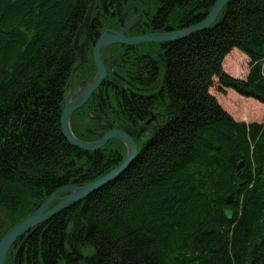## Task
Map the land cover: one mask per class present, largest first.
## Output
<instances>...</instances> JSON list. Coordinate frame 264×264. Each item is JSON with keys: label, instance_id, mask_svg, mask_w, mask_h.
Here are the masks:
<instances>
[{"label": "trees", "instance_id": "16d2710c", "mask_svg": "<svg viewBox=\"0 0 264 264\" xmlns=\"http://www.w3.org/2000/svg\"><path fill=\"white\" fill-rule=\"evenodd\" d=\"M133 1L146 9L142 0H96L88 32L116 29ZM215 1L173 8L183 10L184 28L202 21ZM91 2L0 0V238L57 189L92 182L123 160L118 140L86 152L61 131L73 41ZM170 44L155 102L162 120L135 160L18 239L6 264H264V120L237 121L210 93L231 89L264 104V0H228L211 27ZM234 48L249 59L245 78L222 68ZM137 97L123 101L125 117L135 113ZM260 112L245 108L241 116ZM70 126L87 142L112 129L88 117L71 116ZM117 128L133 135L127 125ZM233 185L237 199L226 203ZM225 209L234 213L230 220Z\"/></svg>", "mask_w": 264, "mask_h": 264}, {"label": "flooded vegetation", "instance_id": "af4514ba", "mask_svg": "<svg viewBox=\"0 0 264 264\" xmlns=\"http://www.w3.org/2000/svg\"><path fill=\"white\" fill-rule=\"evenodd\" d=\"M142 1L146 9L140 2L133 1L141 5L142 14L138 22L125 32V36L131 38L183 28V10L173 8L181 5L183 0H178V2L176 0ZM122 11L123 9L120 14ZM131 12L133 17L135 10L130 9L125 18L120 19L116 29L103 32L109 34L117 31L120 25L126 24L132 18L127 19ZM103 32L92 36L88 28L82 31L77 46H84L86 56L79 67L73 71L80 63L78 50L74 49L77 58L71 71L69 88L65 97L69 92V96L74 99L83 87L94 80L97 67L93 59V49ZM171 42L173 41L142 42L134 45L114 43L104 47L101 51V59L103 61L111 59L110 64L105 65V77L84 104L71 113V116L76 120L88 117L90 124L110 126L112 129H119L117 126L124 124L128 126V129L131 127L132 133L140 126H144L149 131L153 126L158 125L162 120V112L157 109L155 102L157 95L163 89L162 77L165 75L163 62ZM130 95H138L139 102L133 105L135 113L125 117L123 101ZM53 205L51 203L50 207Z\"/></svg>", "mask_w": 264, "mask_h": 264}, {"label": "water", "instance_id": "95a60500", "mask_svg": "<svg viewBox=\"0 0 264 264\" xmlns=\"http://www.w3.org/2000/svg\"><path fill=\"white\" fill-rule=\"evenodd\" d=\"M96 0H92L91 4L88 7L87 13L85 15L84 21L77 30L76 36L73 41L74 49L78 50V55L80 56V63L73 70L75 71L81 62L85 59L86 56L85 50H83L84 46H77L78 39L82 33V31L87 28L88 22L90 20V15L92 12V8L94 2ZM228 0H216L211 7L208 14L205 18L188 27H184L179 30H171V32L166 33H155V34H147L137 37H127L125 36V32L132 27L134 24L138 22L142 14V7L140 4L133 2L127 4L122 11L121 19L123 20L126 16V13L130 9H134V16L124 25H120L117 31L112 33L103 32L93 49V59L97 67V73L94 80L83 87L78 95L71 102H65L61 109L60 114V124L62 134L68 143L72 146H75L86 152H94L103 147L109 140L116 139L121 142L126 147L127 154L125 159L118 165L117 168L113 169L111 172L103 175L102 177L83 184H68L53 192L40 206L39 208L28 215L26 218L21 220L11 229H9L1 238H0V264H6V256L10 249V247L20 238L24 237L26 234H30L34 228L40 223L47 221L51 217L59 214L60 212L68 209L72 205L78 203L83 198L87 197L94 191L98 190L102 186L112 182L117 177H119L125 170L131 165V163L135 160L137 155V146L134 140L123 130L120 129H111L105 132L97 141L94 142H86L77 139L70 128V116L71 113L84 104L90 94L102 83L106 71L105 65L110 64L111 59L103 61L101 59V51L104 47L109 44L120 43L126 45H134L142 42H164V41H177L181 40L187 36L195 34L197 32L203 31L211 27L217 17L221 14L222 9L227 4ZM82 49V51H80ZM68 192L66 196L59 197L60 193ZM236 188L233 187L229 193V195L225 198L226 203H234L236 201ZM53 201H58L56 204L50 207ZM226 219L230 220L232 216V211L225 209L223 211ZM19 252L17 251L14 259V263H16Z\"/></svg>", "mask_w": 264, "mask_h": 264}, {"label": "rangeland", "instance_id": "374dc122", "mask_svg": "<svg viewBox=\"0 0 264 264\" xmlns=\"http://www.w3.org/2000/svg\"><path fill=\"white\" fill-rule=\"evenodd\" d=\"M248 62H249L248 57L244 53L239 51L237 48H234V49L231 50V52H229L225 56V58H224V60L222 62V68L227 74H229L232 77L245 78L247 73H248V70H249ZM210 93L217 98V100L220 103V105L229 114H231V116L235 120L242 121V122H245V123H249V122H252V121L259 122V121H263L264 120V112H262V113L260 112V114L257 117H254V118L250 117V118L245 119V118H243L241 116L242 115V111L245 108L253 109V110H256V111H258L260 108L264 109V104L263 103H260V102H258L256 100L252 99V98L242 97V96L238 95L236 92H234L231 89H225L223 91H219V90H217V88L212 87L210 89ZM71 101H72V98L69 96V92H68L67 96L65 97V99L63 101V104H65V102H71ZM63 104H62V107H63ZM62 107H61V109H62ZM70 128H71V126H70ZM107 131H109V130H107ZM147 131H148L147 128H145L144 126H140V128H138L134 133H132L133 137L126 132L134 140V142H135V144L137 146V150L139 149L140 143L142 142V140L145 139ZM104 133H102V135ZM111 140H116V139H111ZM91 142H94V141H91ZM119 142H121V141H119ZM121 144H122V147H119V148L122 150V153H123V156H124L123 160H124L125 157H126V154H127V150H126V147L123 144V142H121ZM117 167L118 166H116V168ZM233 187L236 188V198H237V196H238L237 186L233 185ZM67 194H68V192H63L62 194L60 193L59 197L66 196ZM57 202L58 201H53L52 203L56 204ZM233 214L234 213L232 212L231 218L233 217ZM16 253H17V251L14 254V259H15Z\"/></svg>", "mask_w": 264, "mask_h": 264}]
</instances>
